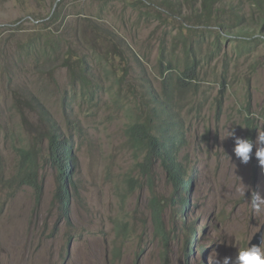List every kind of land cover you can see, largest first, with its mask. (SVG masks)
I'll return each mask as SVG.
<instances>
[{"label": "rangeland", "instance_id": "rangeland-1", "mask_svg": "<svg viewBox=\"0 0 264 264\" xmlns=\"http://www.w3.org/2000/svg\"><path fill=\"white\" fill-rule=\"evenodd\" d=\"M59 1L0 0V264H183L184 251L191 254V264L234 258L259 221L264 223V206L256 214L245 202L253 192L264 196V177L254 155L257 146L254 142L247 164L233 153L234 138L245 139L241 122L246 114L239 109L247 97L253 100L254 116L264 110V69L257 65L264 46L255 42L256 51L232 62L221 116L215 111L217 87L210 82L196 81L203 85L206 104L200 115L186 104L175 107L188 130L179 160L194 169L189 174L193 185L185 189L190 203L184 217L174 196L181 192L159 165L151 167L149 186L141 179L126 129L149 103L145 86L158 90L160 39L169 32L162 50L169 53L176 46L175 53H181L178 33L191 34L185 27L193 22L196 7L181 6L170 22L161 23L152 18L157 7L151 3ZM249 12L244 6L240 14L246 25ZM199 27L208 40L217 33L213 22ZM234 44H225L207 79H219L222 57ZM45 45L50 54L38 50ZM31 101L42 105L45 119ZM255 119L260 129L261 118ZM50 122L58 129L57 138L74 143L68 223L58 218L54 202L58 174L47 159L45 139ZM228 128L234 137L225 138ZM24 146L36 157L38 189L9 183L18 161L16 149ZM128 176L138 185L129 186ZM241 184L247 188L245 197L237 191ZM152 196L161 208L167 246L150 212ZM119 218L129 233L117 234L113 225ZM191 229L200 248L194 253L187 248L194 236ZM113 251L119 259L110 256ZM167 251L164 263L161 257Z\"/></svg>", "mask_w": 264, "mask_h": 264}, {"label": "trees", "instance_id": "trees-1", "mask_svg": "<svg viewBox=\"0 0 264 264\" xmlns=\"http://www.w3.org/2000/svg\"><path fill=\"white\" fill-rule=\"evenodd\" d=\"M151 4H157L160 8H171L166 3L159 2L158 0H149ZM249 2L253 11L250 16L251 25L258 29L260 36L256 40L254 38L255 32H251L248 26L245 25V19L240 16L239 11L234 16L235 27L238 29L237 38L234 39V48L223 55L222 65L220 70L219 79L217 77L207 79V71L210 69L212 61L220 55V44L218 37H224L222 31L217 30L215 37L212 40H208L204 37L199 25L208 24L214 21L219 28H222L223 21H216L217 14H225L228 10L230 15L231 0L226 3L225 0H184L188 5L195 6L196 15L193 22L185 27V30L190 31L191 34L184 32L178 33V38L182 43L181 53H175L174 50L169 53H164L162 50V42L169 32H165V36L160 39V60L157 62V68L159 69L160 88L154 91L151 87L145 86L146 99L148 105L142 106L138 110V117L128 125L126 129V136L129 144L133 148L136 158L139 161L136 164L139 175L142 180L147 181V185H150L151 181V167L155 164L159 165L166 173L167 180L172 185L174 190H180L181 194L174 195L176 197V203H179V207L186 213V206L189 203V199L184 196L186 192L184 187L192 185V179L188 183L184 178L189 172L185 166V163L179 160V149L187 144L188 130L181 122V117L176 114L175 107L181 104H186L193 109L194 115H200V111L206 106L205 100L202 98L203 92L201 85L196 81L202 80L201 83L210 82L212 86L218 84L221 85V95L224 94L226 87L228 86L227 73L230 70L232 62L244 55H248L256 51L257 47L254 44L258 42L261 44L264 42V0H245ZM253 3V4H252ZM132 5H146L143 0H133ZM219 7L214 9L216 5ZM179 13L164 12L162 10L155 9L152 18L158 20L161 23L170 22L171 17ZM228 15V17H229ZM168 21V22H167ZM199 30V31H196ZM196 32H199L202 36L201 39L196 38ZM208 34H214V31H206ZM214 47L217 49L214 51ZM50 54V53H49ZM257 65L264 69V54L257 59ZM203 78V79H202ZM202 98V99H201ZM185 99H188L186 102ZM219 102L215 111L219 117L222 113V103L224 96L215 100ZM38 114L45 119V113L40 103H34L31 101ZM249 105V103H248ZM250 106V105H249ZM240 112H245V117L241 122V126L244 129V136L248 139L253 138L256 130L255 117L252 116L250 107H241ZM260 116H264V112ZM49 133L46 136L48 143V161L51 167H54L58 174L57 188L54 192V202L57 204L59 212L58 218H65L67 206L70 201V179L68 174L73 171V153L71 151L74 143L68 142L67 139L57 138L58 129L50 122L47 124ZM18 161L16 164L14 177L9 183L14 184L17 188L21 189L26 186H30L34 189H38V167L36 164V157L30 155L29 146L20 147L16 149ZM1 185L4 184V180H0ZM127 183L129 186H137L138 181L131 176L127 177ZM4 186V185H3ZM130 190V189H129ZM132 192V190H130ZM150 206L153 209V221L157 229L160 241L163 245H168L167 232L164 230L163 221L161 217V208L158 201L152 196L149 200ZM118 223L117 234L129 233L130 230L125 226L123 218L116 220ZM68 223V221H67ZM193 233V232H192Z\"/></svg>", "mask_w": 264, "mask_h": 264}, {"label": "clouds", "instance_id": "clouds-1", "mask_svg": "<svg viewBox=\"0 0 264 264\" xmlns=\"http://www.w3.org/2000/svg\"><path fill=\"white\" fill-rule=\"evenodd\" d=\"M131 1H133V0H131ZM143 1H145L146 5L148 3H151L149 0H143ZM158 1L168 4V6L171 8V10H169L167 8H163V7L159 9V5L154 4L158 10H162L164 12L180 13V11L182 10L181 6L186 7V5H187L184 2V0H158ZM59 2H62V0H60ZM225 6H231L230 15H229L228 10H227V12L225 14L218 13L216 16L217 22H219L220 20H222L224 22L222 28L218 29V26L216 25V23L214 21H211V20L208 24H205V25H209L213 22V23H215L217 30L222 31L224 37H218L219 38V44L221 47L220 51H222V49H224V46L227 42H229V43L234 42V40L230 39L231 35L234 34V31L236 32L235 37L237 38L238 29H236V27H235L234 16H232V13L236 14L239 11V13L241 14V12L244 10V6H247L248 9L250 10L247 25L245 24L244 26H248V28L251 32H255L254 37L257 38L259 36L258 35V29L255 28L254 26H252L251 22H250V16L252 14L253 7L249 2H247L245 0H240L239 3H234V0H231V5H224V6H222V8ZM217 7H219V4L216 5L214 7V9H216ZM228 15H229V17H228ZM155 21H158V20H155ZM256 43L258 44V42H256ZM261 44L264 46L263 43H261ZM216 49H217V47H214V51ZM38 50H40V53H43V54L51 53V49L47 45L41 46ZM159 52H161L160 49H159ZM30 53H34V51H30ZM102 53H105L104 57L109 56L108 50H104V51H102ZM159 60H160V53H159V58H158L157 62ZM156 69H157L158 75H159L160 71L157 68V64H156ZM72 79H73V75H72ZM160 80H161V78L159 77V87L158 88H160ZM122 81L123 80H120V83ZM201 81L202 80L200 79V82ZM144 82L146 83V81H144ZM229 85H230V83H228V86ZM201 86H203V85H201ZM228 86L226 87L225 92H224V94L221 95V97L227 95ZM216 87H217V95L215 97V100L220 99L219 96L222 92L220 84L216 85ZM201 88H203V87H201ZM247 89L249 90L250 88L247 87ZM224 99H225V97H224ZM247 99H248V103L250 106L247 103L244 106L242 105L241 107H247L248 106L251 108V111H252L253 100L251 97H247ZM187 100L188 99H185L184 101L186 102ZM223 106H224V101L222 103V110H223ZM263 112H264V110L262 111V113ZM217 114H220V113H217ZM252 116L255 118H261V122L259 123V126H261V128L259 129V127H258V119H257L256 130H255V135L257 132L256 136L254 135V137L250 138V139H248L246 137H245V139L235 137L234 138L235 147L233 148V153H234L235 157L239 159L241 164H247L249 162V160L251 159L250 153H252V150L254 147V142H255V145L257 147H256V151H255L254 155H255V158L258 160V165L260 167V169L258 170V173H262L263 177H264V116H254V114H252ZM226 133L227 134H226L225 138L234 137V131L229 130V128L226 129ZM255 138H256V140H255ZM189 170H190V172L188 173V175L192 174L194 172V169H189ZM254 170L257 173V169L254 168ZM188 178L192 179L193 177H191V175H189ZM189 181H186V182L188 183ZM192 185L190 187H192ZM186 186L184 187V191H186L185 190ZM263 187H264V182H263ZM246 189L247 188L243 184H241L240 187L237 189V191L245 197V193L247 192ZM186 194H187V192H186ZM186 194H185V197H187ZM245 202L252 209V211L257 214L263 210L262 206H264V196H262L260 193L253 192L251 194L250 199L245 200ZM189 203H190V199H189ZM189 203L186 206V213H184L182 210L181 215H183L184 217L187 216V211L189 210V207H188ZM149 208H150V212L152 215L154 207L150 206V202H149ZM179 209L181 210L180 207H179ZM65 220L69 222L68 218ZM119 224L120 223L115 222V224L113 225L114 228L116 229V231H118V225ZM261 224H262V222L260 220L259 225H258L259 227H257V231L253 233V235H252V237H251V239H250V241L246 247L239 248V250L236 252L234 258L224 257L222 262H219V264H264V235H263L264 234V223L262 225ZM125 226L128 228V224L126 222H125ZM190 233H191V235H194V236H193L191 243H188V241H187V248L191 253H194L195 250H200V248H199V245L196 243L197 233L193 229H191ZM169 253H170V251H167L166 253H164L162 255L161 259L163 260L164 263L167 262V260L169 259ZM199 254L202 255V252L199 251ZM110 256L114 257L115 259H119V255L117 253H115L114 251L112 254L110 253ZM191 257L192 256L188 251L187 252L184 251L182 254L183 264H191V261H190Z\"/></svg>", "mask_w": 264, "mask_h": 264}]
</instances>
